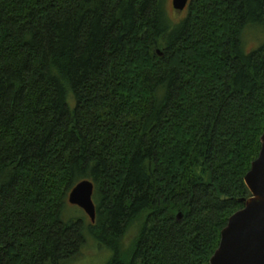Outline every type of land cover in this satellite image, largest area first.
I'll list each match as a JSON object with an SVG mask.
<instances>
[{
    "label": "trees",
    "instance_id": "16d2710c",
    "mask_svg": "<svg viewBox=\"0 0 264 264\" xmlns=\"http://www.w3.org/2000/svg\"><path fill=\"white\" fill-rule=\"evenodd\" d=\"M166 3L0 0V264H66L86 232L109 264H211L262 149L264 0ZM83 181L95 224L64 219Z\"/></svg>",
    "mask_w": 264,
    "mask_h": 264
},
{
    "label": "water",
    "instance_id": "95a60500",
    "mask_svg": "<svg viewBox=\"0 0 264 264\" xmlns=\"http://www.w3.org/2000/svg\"><path fill=\"white\" fill-rule=\"evenodd\" d=\"M191 0H172L176 12L184 13ZM262 149L245 178L251 198L234 214L221 235V243L211 264H264V135ZM95 185L79 183L69 195V204L81 208L96 223Z\"/></svg>",
    "mask_w": 264,
    "mask_h": 264
},
{
    "label": "rangeland",
    "instance_id": "374dc122",
    "mask_svg": "<svg viewBox=\"0 0 264 264\" xmlns=\"http://www.w3.org/2000/svg\"><path fill=\"white\" fill-rule=\"evenodd\" d=\"M166 8L168 15L174 20L179 21L187 16V10L184 13L176 12L173 8L172 0H167ZM245 41V52L247 54L258 50L264 44V27L262 26H251V29L244 33ZM245 207V206H244ZM64 219L66 221L72 219H84L88 225L91 224L90 218L87 214L78 206H73L67 203ZM136 235L133 231L127 239L126 244H129L131 239ZM86 244L81 250V255L76 257L72 261H68L66 264H109L113 258V252L102 246L90 233H85ZM126 247H129L127 245Z\"/></svg>",
    "mask_w": 264,
    "mask_h": 264
}]
</instances>
